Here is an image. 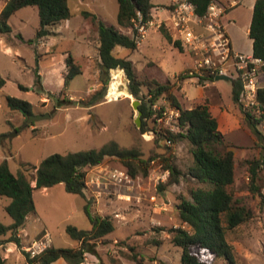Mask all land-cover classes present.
<instances>
[{"label":"rangeland","instance_id":"374dc122","mask_svg":"<svg viewBox=\"0 0 264 264\" xmlns=\"http://www.w3.org/2000/svg\"><path fill=\"white\" fill-rule=\"evenodd\" d=\"M176 1L182 0H151L154 5L152 19L145 25L144 36L138 31L137 48L130 51L117 46L114 49L117 56H126L133 62L139 81L154 79L160 84L169 82L168 90L152 104L145 85H141L139 97L131 94L128 79L118 68L109 70L110 80L104 95L94 105L84 106L80 102L87 101L102 88L97 26L89 18H84L81 12H92L105 24L132 35L130 28H121L117 24L116 0H68L72 15L50 25L49 33L40 39L35 38L39 27L37 7L28 5L9 17L10 32L0 33V75L5 79L0 87V163L6 160L13 173L22 169L31 178L35 169L29 165L21 166L22 163L37 167L43 158L52 153L99 148L111 140L123 148L136 149L139 159L145 162L137 164L134 175L128 173L118 158L110 156L100 164L86 168L84 195L90 212L109 216L114 230L96 241L98 257L87 253L80 264H180L182 250L171 241L169 230L179 226L187 228L179 217L177 205L180 198H190L189 190L199 185L186 174L193 161L190 143L181 138L172 146L166 145L162 135L152 134L156 128L154 115L142 119L132 106V101L137 100L138 107L144 102L155 112L167 103L174 105L171 96L184 108L208 98L209 109L216 116L218 128L224 135L222 148L233 151L234 182L229 191L252 211L251 219L226 231L227 241L233 247L232 264H264V206L260 204V193H264V166L258 168L255 180H251L249 172L250 162H262L264 159V149L244 113L232 100V83L213 79L204 81V87L195 78L194 54L170 29L168 13L163 7ZM215 1L224 8L223 23L233 18V8L243 4V0L236 4L231 0ZM3 4L0 1V8ZM242 21V24L232 28L233 40L236 47L249 51L251 40L245 33V17ZM160 25L166 28L173 40L179 41L181 49L165 41ZM199 30L204 32L200 26ZM29 39L32 41L28 43ZM68 54L80 65L81 73L64 88L65 57ZM189 71H193V75ZM36 72L39 82H36ZM118 72L122 82L119 76L114 78ZM180 74L185 77L177 80ZM226 74L233 80L237 78L231 68ZM114 80L119 82L120 95L111 100L108 94ZM215 86L221 93L216 91ZM7 95L29 101L31 114L50 113V117L27 122L28 116L22 110L9 108ZM57 98H70L76 102L59 106ZM239 102L245 110L256 116L259 114L256 101L240 95ZM138 116L140 125L135 122ZM144 121L145 131L141 132ZM257 126L264 135V121ZM155 158L157 163L151 164L150 161ZM168 164L179 170L178 182L169 181ZM32 197L35 212L27 215L23 228L17 232L22 247L5 241L9 232L0 236V256L8 264H23L25 257L22 250L27 252L26 248L36 241H44L47 247L76 248L79 242L66 233L65 227L91 228L84 212L83 199L80 195L66 192L63 183L44 190L35 189ZM9 201L10 198L0 196L1 224L12 222L5 211ZM49 238L50 243H47ZM213 264L230 263L216 258Z\"/></svg>","mask_w":264,"mask_h":264},{"label":"trees","instance_id":"16d2710c","mask_svg":"<svg viewBox=\"0 0 264 264\" xmlns=\"http://www.w3.org/2000/svg\"><path fill=\"white\" fill-rule=\"evenodd\" d=\"M4 4L0 9V33H8L11 28L8 19L18 9L31 5L38 10L39 27L35 38L40 39L49 33L48 27L62 20L68 19L72 13L68 6V0H0ZM118 10L116 14L117 24L121 28H130L132 35L123 33L113 25L105 24L96 14L83 10L84 18H89L97 26L98 32V57L100 68V81L102 88L94 93L87 101L80 100L84 106L94 105L103 95L110 80L109 70L122 69L128 79L130 92L139 97L141 85L147 87L150 104L169 88V82L160 84L154 79L139 81L135 75L133 62L126 57L117 56L114 49L117 46L133 51L137 48L138 22L146 23L152 19L151 10L154 7L151 0H116ZM194 6V12L198 16L205 14L210 2L214 0H187ZM163 7H171V4ZM162 37L173 46L180 47L178 40H173L170 33L163 25L159 26ZM20 39H23L18 34ZM248 37L252 40V55L261 59V70L257 74L258 86L256 93V116L251 111L242 108L239 102L242 93V82L236 78L232 84V100L238 104L244 113L252 132L260 141L264 149V135L258 129V124L264 121V0H255L248 28ZM32 39L27 40L31 42ZM66 72L63 75V87L66 88L69 81L81 73V67L74 61L71 54L65 57ZM36 82H39V74L36 72ZM185 76L178 75L179 79ZM199 83L204 86V81H213L214 75L205 74L198 76ZM5 79L0 75V87ZM23 90L26 87L19 85ZM206 87V86H204ZM207 90V89H206ZM174 105L179 109V131L169 133L173 142L185 138L190 143V152L193 157L192 164L186 174L196 180L199 185L189 190L190 198H180L177 205L179 217L185 222L187 228L173 227L171 241L181 248L180 264H213L216 258H222L228 263L234 262L233 247L227 241L226 231L248 221L252 217V211L244 203L234 198L229 187L234 182L233 151L223 149L224 135L218 128L217 118L209 109L208 98L190 108H184L171 96ZM6 102L10 109L22 110L25 115L31 114V103L14 96H6ZM61 104H73L70 98H57ZM79 102V101H77ZM141 118H149L154 112L145 103H140ZM143 121V120H142ZM145 121L142 122L141 132L145 131ZM140 154L134 148H123L117 142L111 140L99 148H90L67 152L65 154L52 153L43 158L39 165L31 166L35 169L34 176L27 177L22 169L13 173L4 160L0 163V196L10 198L5 206V211L11 217L8 225L0 223V236L10 233L6 242H14L22 247L17 232L23 228L28 214L35 212L33 191L51 187L57 183H63L68 193L85 197L86 168L100 164L105 157H116L127 168L130 175L136 173L137 164L145 163L139 159ZM137 161L139 163H137ZM262 162L252 161L249 164L251 180H255L258 168ZM170 182H178L180 174L176 166L166 165ZM34 181V184L32 182ZM260 204L264 206V193H260ZM84 212L88 217L91 228L81 229L74 225L65 227L66 233L79 242L76 248L46 247L39 254L31 257L28 252L22 250L25 257L23 264H51L58 258H63L67 264H80L87 253L98 257L96 241L114 230L112 219L109 216L93 215L89 209V202L84 205ZM0 264H8L5 258L0 256Z\"/></svg>","mask_w":264,"mask_h":264},{"label":"built area","instance_id":"2783aa9c","mask_svg":"<svg viewBox=\"0 0 264 264\" xmlns=\"http://www.w3.org/2000/svg\"><path fill=\"white\" fill-rule=\"evenodd\" d=\"M231 2L236 4L240 0H231ZM223 11L224 8L215 0L209 3L202 16H198L194 12V6L187 0L173 2L171 7L166 8L170 29L194 54L192 56L197 74L194 75L195 78L199 79L198 76L205 73L214 76L226 74L228 68H231V71L242 82L241 95L247 96L250 101L254 102L258 88L257 74L261 69L262 61L252 54L239 53L232 48L225 23L221 20ZM148 22H138L136 25L138 31L142 32V36L146 32L145 25ZM199 26L204 28V32L199 30ZM188 73L193 75V71ZM177 80L180 79L177 77ZM153 115L156 128L152 134L162 135L164 143L172 146L174 142L169 133L179 131V109L175 105L167 103L158 107ZM155 162L157 163L156 158L150 161L151 164H155ZM47 241L50 243V238ZM46 247L47 244L41 240L34 242L26 249L33 257Z\"/></svg>","mask_w":264,"mask_h":264},{"label":"crops","instance_id":"0c3cea01","mask_svg":"<svg viewBox=\"0 0 264 264\" xmlns=\"http://www.w3.org/2000/svg\"><path fill=\"white\" fill-rule=\"evenodd\" d=\"M255 0H250L248 2H245V0H243V4L241 6H238L236 8H233L230 12L233 14L232 15V19L230 21L225 22V27L226 30L229 34V37L231 39V45L232 48L239 53H243V54H252V40H251V49L249 51H245L243 49H239L238 47H236L234 40H233V35H232V28L238 24H242L243 23V17H245V22L247 21V23L245 24L246 27V31L245 33L248 35V28H249V24H250V19H251V14H252V7L254 4ZM1 9V8H0ZM247 14V15H246ZM246 15V16H244ZM234 27V28H235ZM116 48V47H115ZM126 57V56H125ZM127 58V57H126ZM113 70V69H111ZM216 81V80H215ZM215 85V84H214ZM216 87V86H215ZM216 91L220 92L219 89L216 87ZM221 93V92H220ZM212 113V112H211ZM215 116V115H214ZM216 117V116H215ZM218 122V121H217ZM219 126V124H218ZM48 188V187H47ZM45 188H42L41 190H44ZM81 198L83 199L82 204L85 205V197L83 198L81 196ZM95 256V255H94ZM51 264H67V262L63 259V258H58L57 260L53 261Z\"/></svg>","mask_w":264,"mask_h":264},{"label":"water","instance_id":"95a60500","mask_svg":"<svg viewBox=\"0 0 264 264\" xmlns=\"http://www.w3.org/2000/svg\"><path fill=\"white\" fill-rule=\"evenodd\" d=\"M214 79L215 80H227V81H230L233 84V78L231 76L227 75V74H218V75L215 76ZM138 103H139V101L133 100L132 101V106H133L134 109L137 110L138 114L140 115L141 111L138 108ZM27 116H28V118H27L28 121L27 122H29V121H36V120L48 118V117H50V113H46V114H42V115L28 114ZM135 122H136L137 125H140L139 116L136 118Z\"/></svg>","mask_w":264,"mask_h":264},{"label":"bare ground","instance_id":"6f19581e","mask_svg":"<svg viewBox=\"0 0 264 264\" xmlns=\"http://www.w3.org/2000/svg\"><path fill=\"white\" fill-rule=\"evenodd\" d=\"M120 72H121V70H119ZM122 73V72H121ZM118 75H115V79L116 78H118V76H119V81L120 82H122L121 80V76L119 75V72L117 73ZM122 76H123V74H122ZM118 80H114L113 81V83H112V90L109 92V94H108V97L111 99V100H113V99H116V98H118L119 97V95H120V91H119V89H118Z\"/></svg>","mask_w":264,"mask_h":264}]
</instances>
